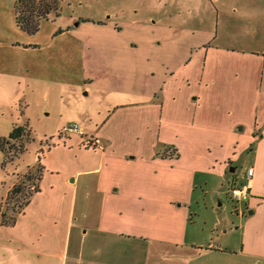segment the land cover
Instances as JSON below:
<instances>
[{
	"label": "crops",
	"instance_id": "0c3cea01",
	"mask_svg": "<svg viewBox=\"0 0 264 264\" xmlns=\"http://www.w3.org/2000/svg\"><path fill=\"white\" fill-rule=\"evenodd\" d=\"M139 1L123 0L114 21L97 7L91 16L58 14L38 41L24 44L54 57L61 70L77 59L82 85L22 76L26 85L41 83L44 96L51 85L93 95L95 105L74 104L65 123L79 124L95 154L62 195L48 194L30 210L40 198L34 194L14 225L0 227V264H264V46L213 44L223 21L236 35L264 38V0H146L148 23ZM201 7L216 16L215 29L203 24ZM238 127L252 157L237 183L226 171L233 153L218 161L200 150L204 129L218 134V152L235 144ZM157 145L177 157L155 154ZM248 169L250 197L233 208L236 227L233 217L223 226L217 219L210 228L217 244L193 236L191 215L199 211L187 197L194 176L219 181L214 195L227 199L230 184L247 183ZM119 241L130 247L123 255Z\"/></svg>",
	"mask_w": 264,
	"mask_h": 264
},
{
	"label": "rangeland",
	"instance_id": "374dc122",
	"mask_svg": "<svg viewBox=\"0 0 264 264\" xmlns=\"http://www.w3.org/2000/svg\"><path fill=\"white\" fill-rule=\"evenodd\" d=\"M58 1V13L64 18L68 15L75 17L91 16L92 10L90 8L97 7L105 10V13H99L100 15L103 14V16L108 17V21H114L116 14L120 11L118 7H120V3L123 0ZM132 1L134 0H125V2L130 3ZM15 2L16 0H0V215L4 214L7 218L13 215L12 211H18V205L23 203L21 195L7 199L13 185L21 184L23 193L31 192L34 186L32 180L34 181L36 169L38 167L41 168V178L38 181L40 198L37 202H32L28 206L30 210L36 209L42 203L41 198L42 201H45L44 197L46 195L55 193L60 196L63 191L69 189L71 175L76 170L82 169V164L95 154L92 148L84 146L88 139L84 132L83 136L76 133L63 132V128L66 125L76 123L75 121L65 123L68 118L72 117L70 115L71 107L74 104H82L87 107L95 105L93 95L85 96L83 94H87V91L76 87H72L67 93L62 94L59 88L51 85L48 87V95L44 96V89L41 83L26 85L23 81V73L28 72L34 77V82H36L37 76L43 73L45 75L41 76L46 78H67L72 82L70 84L82 85L80 80H78L77 59L73 60V64L69 65L68 70H61L55 66L56 60L51 55L47 54L44 57L43 52L38 55V51L34 50L33 47L24 49L26 41H38L37 39L43 35L45 29L49 31L51 25L56 24L51 22V18H56L57 16L51 14L48 20L40 23L37 33L27 35L15 23ZM139 4L143 9L138 11V15L140 13L145 15L144 9L147 7V1L141 0ZM109 5L114 7L109 8ZM201 12L203 13V24H210L211 29H215L216 16L211 14V10L210 13L207 12L204 7H201ZM140 19H143L146 23L149 22V18L146 15ZM54 22L56 21L54 20ZM213 44L221 46L233 45L251 50L254 47L264 46V38L255 37L251 32H247L246 36L236 35V33L228 30V22L223 21L222 24L220 22V29L217 31V37L213 40ZM31 53L34 54L32 59L29 58ZM37 56L41 60L44 59V66L38 62ZM31 61L33 65H31ZM76 124L79 126L78 123ZM23 125L29 130V136L22 138L20 141L7 142L6 140L12 129L15 126ZM213 132L206 129L202 132L204 140L200 155L205 158L211 156L213 159L221 161L226 155L230 156L233 153L229 157L232 159L231 161H234L233 165L229 166L227 163L226 171L236 176L237 183L240 182L242 180V166L245 167L252 157L248 151H243L244 142L248 139L247 133L240 131L237 136L238 140L233 146L229 147L228 151L217 152V145L215 144L218 142L215 141L218 139V134H213ZM1 139L4 140L2 141ZM226 140L227 143L225 145L231 143L230 138L227 137ZM145 141L146 143L151 142L152 134L145 135ZM21 144L22 151L18 152ZM172 150L173 147L171 146L160 148L157 145L155 154L163 155L166 153L168 160H171L176 158L175 155L171 157ZM241 152L243 153L241 154ZM136 154L139 153L136 152ZM231 169H234L235 172H232ZM29 176L30 181L28 180ZM202 177L201 173H197L194 176V187L191 194L189 193L190 196H186L191 202L192 211H199V215H191V223H197V230L193 231V236L207 237V243L217 244L214 240L215 234L211 233L210 228L217 219L219 221L224 220L221 223L223 226L224 223H228L229 219H232L231 217H233L235 222L233 225L235 228L238 218L233 208L238 203L232 202L233 200L230 197L226 199L224 196L217 200L213 190L217 187L219 181L215 183V179L206 178V182H204ZM208 182L209 184L206 185ZM223 185V189L226 191L225 183ZM179 204L180 202L176 203V206L178 207ZM211 209H214V212H210ZM4 228L8 227H2L1 229L3 230ZM125 244L122 241L116 242L117 255H123L130 248H127ZM187 264H214V262L206 258H196L189 260Z\"/></svg>",
	"mask_w": 264,
	"mask_h": 264
},
{
	"label": "trees",
	"instance_id": "16d2710c",
	"mask_svg": "<svg viewBox=\"0 0 264 264\" xmlns=\"http://www.w3.org/2000/svg\"><path fill=\"white\" fill-rule=\"evenodd\" d=\"M59 12V1L58 0H16L14 5V17L17 27L27 35H34L38 32L40 23L44 20H48L51 14L58 16ZM29 136V130L23 126H15L9 133L7 142H16L22 140L24 137ZM2 141L4 139H1ZM1 145V144H0ZM22 151V144L19 147L18 152ZM166 154V153H164ZM164 154L162 155L163 157ZM175 155L177 157V151L175 149L171 152V157ZM166 157L168 155L166 154ZM34 186L31 192L23 193V187L21 184L13 185L9 191L7 199H12L17 195L22 196L23 203L18 205V211H12L13 215L9 218L6 215H0V227H10L15 224L17 217L22 214L25 207L28 205L32 196L39 192L38 181L41 178V168L36 169V174L34 176ZM30 181V176L28 177Z\"/></svg>",
	"mask_w": 264,
	"mask_h": 264
},
{
	"label": "built area",
	"instance_id": "2783aa9c",
	"mask_svg": "<svg viewBox=\"0 0 264 264\" xmlns=\"http://www.w3.org/2000/svg\"><path fill=\"white\" fill-rule=\"evenodd\" d=\"M63 132L64 133H76L79 134L80 136H83V132L81 130V128L76 124H68L63 128ZM91 143L88 142L87 145H90ZM247 173V177H248V181L245 184H241L238 186H232V184H230L229 186V194H230V198L235 201V202H244L246 201L249 197H250V188H249V182L251 180V176L253 174V170L252 169H248L246 171Z\"/></svg>",
	"mask_w": 264,
	"mask_h": 264
},
{
	"label": "water",
	"instance_id": "95a60500",
	"mask_svg": "<svg viewBox=\"0 0 264 264\" xmlns=\"http://www.w3.org/2000/svg\"><path fill=\"white\" fill-rule=\"evenodd\" d=\"M231 171L233 172V171H234V169H231Z\"/></svg>",
	"mask_w": 264,
	"mask_h": 264
}]
</instances>
